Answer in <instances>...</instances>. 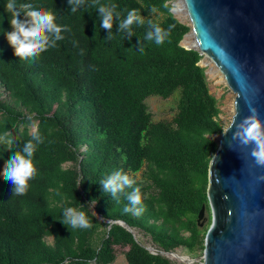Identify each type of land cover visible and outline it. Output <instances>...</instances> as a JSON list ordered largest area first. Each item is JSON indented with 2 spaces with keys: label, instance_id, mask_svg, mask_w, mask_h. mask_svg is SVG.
Returning <instances> with one entry per match:
<instances>
[{
  "label": "trees",
  "instance_id": "1",
  "mask_svg": "<svg viewBox=\"0 0 264 264\" xmlns=\"http://www.w3.org/2000/svg\"><path fill=\"white\" fill-rule=\"evenodd\" d=\"M173 1L84 0L73 13L69 0H18L52 11L63 29L62 39L50 38L54 47L23 60L6 39L10 14L0 0V136L14 141L11 153L0 143V264H114L116 246L128 247L129 264H176L110 220L150 234L164 251L204 250L209 227L197 218L209 207V165L225 126L203 55L180 44L190 28L171 12ZM100 5L116 6L110 30L100 27ZM132 9L144 23L121 31ZM153 24L170 29L163 44L147 39ZM151 96H176L171 120L154 119ZM29 140L37 174L14 196L3 169ZM115 171L134 184L113 197L100 182ZM135 187L139 215L124 212ZM67 207L92 227L70 230L61 222Z\"/></svg>",
  "mask_w": 264,
  "mask_h": 264
},
{
  "label": "water",
  "instance_id": "2",
  "mask_svg": "<svg viewBox=\"0 0 264 264\" xmlns=\"http://www.w3.org/2000/svg\"><path fill=\"white\" fill-rule=\"evenodd\" d=\"M171 12L190 28L180 44L200 51V64L209 67L206 73L218 69L236 94L234 114L218 134L219 146L209 165L211 225L204 264H264V164L251 155L254 145L233 139L236 125L251 114V108L258 109L264 120V0H176ZM187 36L192 43H185ZM206 212L204 203L199 226ZM110 222L127 227L136 237L125 221ZM147 248L164 255V250Z\"/></svg>",
  "mask_w": 264,
  "mask_h": 264
},
{
  "label": "clouds",
  "instance_id": "3",
  "mask_svg": "<svg viewBox=\"0 0 264 264\" xmlns=\"http://www.w3.org/2000/svg\"><path fill=\"white\" fill-rule=\"evenodd\" d=\"M83 2L84 0H69V3L73 5L71 11L75 13L77 7ZM167 6V4L164 5V7ZM115 7V5L111 7L99 6L98 11L102 20L100 27L103 29L110 30L113 27ZM5 11L10 14L9 23L12 29L5 32V36L14 49V55L20 59L36 58L51 47H54L55 40L62 39L60 34L63 29L57 25L56 15L52 11L34 7L32 3H18V0H7ZM157 11L158 9L155 6L151 8L152 13ZM21 15H23V19L20 18ZM134 23H144L136 9L128 12L126 19L119 25L120 30L128 29ZM152 26L153 31L147 33V39H154L157 45L163 44L170 34V29H163L159 24H153ZM52 36L55 37V40L50 45L49 40ZM111 38L110 36L109 39ZM250 113L239 125H236L233 139L244 146L254 145L251 155L258 164H264V120L260 119L258 109L251 108ZM224 134L227 133L225 132ZM7 137L8 133L0 136V143H5L11 153L14 141ZM32 140L43 142L38 134H34ZM32 140H29L14 155L10 154L3 169L4 178L13 186L12 192L14 196L26 194L29 188V181L37 174V169L33 162L36 148ZM100 183L106 192H110L113 197H116L117 193L123 192L125 187L132 188L134 181L127 174L115 171ZM127 200L128 206L124 208L125 213L131 212L139 215L143 212L139 187L133 188L127 195ZM63 217L61 222L69 226L70 230L76 228L89 229L92 227L85 212L78 211L76 208H65Z\"/></svg>",
  "mask_w": 264,
  "mask_h": 264
},
{
  "label": "rangeland",
  "instance_id": "4",
  "mask_svg": "<svg viewBox=\"0 0 264 264\" xmlns=\"http://www.w3.org/2000/svg\"><path fill=\"white\" fill-rule=\"evenodd\" d=\"M176 1V0H174ZM187 22L185 16L182 15ZM209 69V67H207ZM214 69V68H213ZM216 69V68H215ZM218 70V69H217ZM212 70L208 74V80L210 85V90L219 99V109H221L220 118L226 127L234 114V102L236 94L227 86L225 80H220L221 75H223L219 70L218 73L212 75ZM147 103L151 112L154 115L155 120H171L177 110V99L176 96L170 98H163L160 96H151L147 99ZM36 126L34 125L32 130H35ZM219 135L216 136L218 139ZM66 163L65 165H69ZM142 172H138L137 175L141 176ZM211 225V211L207 206L206 220L203 221L201 225L202 228L209 227ZM137 239L145 246L149 247L155 252H160V248L153 241L150 234H146L143 230L134 228ZM49 242H53V237H47ZM128 250V247L116 246L117 258L114 264H129L125 252ZM164 255L168 257L172 262L176 264H204V250L195 249L190 250L187 247H175L171 250L164 251Z\"/></svg>",
  "mask_w": 264,
  "mask_h": 264
},
{
  "label": "bare ground",
  "instance_id": "5",
  "mask_svg": "<svg viewBox=\"0 0 264 264\" xmlns=\"http://www.w3.org/2000/svg\"><path fill=\"white\" fill-rule=\"evenodd\" d=\"M177 7H178L177 10H178L179 7H180V5L178 4ZM178 14L180 15L181 12L178 11ZM182 15H183V13H182ZM192 42H193V38H192L191 36H187V38H186V40H185V43H186V44H190V43H192ZM212 71H213V72H212V75H215V73H218V70L215 69V68H214ZM220 80H224L223 75H221V79H220Z\"/></svg>",
  "mask_w": 264,
  "mask_h": 264
}]
</instances>
